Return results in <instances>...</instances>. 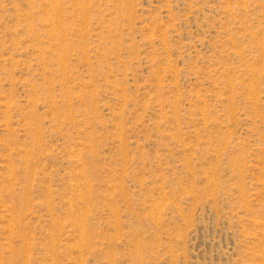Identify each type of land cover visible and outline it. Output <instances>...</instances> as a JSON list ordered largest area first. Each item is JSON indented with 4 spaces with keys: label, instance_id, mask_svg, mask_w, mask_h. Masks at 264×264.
<instances>
[{
    "label": "rangeland",
    "instance_id": "374dc122",
    "mask_svg": "<svg viewBox=\"0 0 264 264\" xmlns=\"http://www.w3.org/2000/svg\"><path fill=\"white\" fill-rule=\"evenodd\" d=\"M0 264H264V0H0Z\"/></svg>",
    "mask_w": 264,
    "mask_h": 264
}]
</instances>
